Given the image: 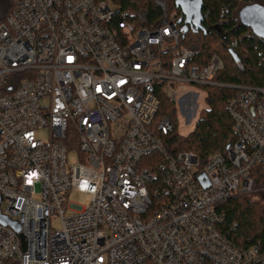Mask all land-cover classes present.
Here are the masks:
<instances>
[{"label": "built area", "instance_id": "1", "mask_svg": "<svg viewBox=\"0 0 264 264\" xmlns=\"http://www.w3.org/2000/svg\"><path fill=\"white\" fill-rule=\"evenodd\" d=\"M12 1L0 24V213L21 230L0 224V264H264L260 243L223 228L221 207L257 192L264 87L215 82L222 59L201 65L181 47L175 14L149 29L118 0ZM178 84L234 91L238 140L206 163L165 147L175 125L158 119L161 98L175 101ZM71 191L90 199L69 205Z\"/></svg>", "mask_w": 264, "mask_h": 264}, {"label": "trees", "instance_id": "2", "mask_svg": "<svg viewBox=\"0 0 264 264\" xmlns=\"http://www.w3.org/2000/svg\"><path fill=\"white\" fill-rule=\"evenodd\" d=\"M262 0H204L200 27L189 20L177 0H118L122 11L140 28L163 27L175 14L180 33V46L197 51L200 64L206 65L217 54L224 63L215 82L230 85L264 87V38L257 37L240 22V11ZM261 5V4H260ZM263 6V5H262ZM12 0H0V24L14 9ZM236 42L235 46H232ZM199 61V59H198ZM206 93L207 108L202 110L194 131L188 137L177 133L176 102L162 97L158 119L169 118L175 131L163 137L167 151L194 152L206 163L215 153H225L237 140L234 121L228 104L234 91L217 86H201ZM162 161L161 158H158ZM256 188H264V170H256ZM259 201L241 196L224 202L226 212L223 228L241 246L260 243L264 250V192L258 193Z\"/></svg>", "mask_w": 264, "mask_h": 264}, {"label": "rangeland", "instance_id": "3", "mask_svg": "<svg viewBox=\"0 0 264 264\" xmlns=\"http://www.w3.org/2000/svg\"><path fill=\"white\" fill-rule=\"evenodd\" d=\"M182 3L186 13H188L191 7L190 0H182ZM260 4L264 6V0H262ZM174 89L176 102L175 107L177 109L178 120L177 133L182 137H188L194 131L202 110L207 108L206 93L203 89L195 85L178 84ZM188 93L196 95V101L195 98L190 95L187 97L183 96L184 94ZM183 102H186V104L184 103L182 106ZM37 135L42 140L47 141L49 139L48 130H41L37 133ZM75 161L76 159L70 157V162ZM261 192H264V188H257V192L248 197H251L254 201H259L260 199L258 197V193ZM36 198L38 199L39 196L36 195ZM89 199L90 197L87 195L79 194L76 191H71L67 195V204L85 206Z\"/></svg>", "mask_w": 264, "mask_h": 264}, {"label": "water", "instance_id": "4", "mask_svg": "<svg viewBox=\"0 0 264 264\" xmlns=\"http://www.w3.org/2000/svg\"><path fill=\"white\" fill-rule=\"evenodd\" d=\"M177 3L179 6H182L185 11L182 0H177ZM190 4V11L187 13L189 20L193 21L195 26L200 27L204 0H190ZM239 17L242 26L250 28L257 37L264 38V6L260 4L248 5L240 11ZM207 186L208 185H206V187ZM0 224L10 226L16 232H20L21 230L18 222L10 220L1 213Z\"/></svg>", "mask_w": 264, "mask_h": 264}]
</instances>
